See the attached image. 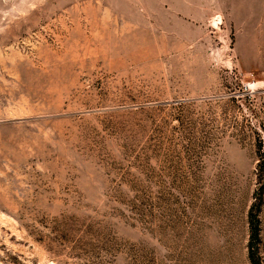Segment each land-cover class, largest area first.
Instances as JSON below:
<instances>
[{"label":"rangeland","instance_id":"374dc122","mask_svg":"<svg viewBox=\"0 0 264 264\" xmlns=\"http://www.w3.org/2000/svg\"><path fill=\"white\" fill-rule=\"evenodd\" d=\"M250 240L264 264V0H0V264Z\"/></svg>","mask_w":264,"mask_h":264},{"label":"trees","instance_id":"16d2710c","mask_svg":"<svg viewBox=\"0 0 264 264\" xmlns=\"http://www.w3.org/2000/svg\"><path fill=\"white\" fill-rule=\"evenodd\" d=\"M249 217H250V219H251V221H252V223L253 224H251L252 226H251V234L253 235V236H256V231H257V229H256V225H255V217L253 216V214L252 213H249ZM248 254H249V259H250V261H251V263L252 264H257V262H256V260L254 259V253H253V249H252V244H251V240L249 241V250H248Z\"/></svg>","mask_w":264,"mask_h":264}]
</instances>
